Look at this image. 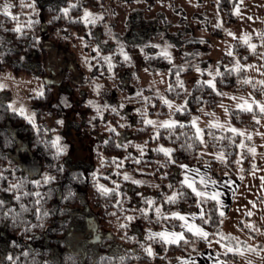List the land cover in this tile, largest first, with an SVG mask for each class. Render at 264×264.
<instances>
[{"label": "trees", "instance_id": "1", "mask_svg": "<svg viewBox=\"0 0 264 264\" xmlns=\"http://www.w3.org/2000/svg\"><path fill=\"white\" fill-rule=\"evenodd\" d=\"M28 0H25L27 2ZM111 0H35L36 7L39 8L38 13L31 12V5L28 4L24 11H21L18 17L8 15L7 13L0 12V19L4 20L3 28H0V35L4 37V41L0 44V51L4 52V59L0 61V69L10 68L16 73L19 72H31L34 67L32 63H40L42 73L46 72V65L49 60V49L45 42L48 41L54 44H71L76 40L81 39L84 47L89 50L90 54H93L95 58L100 60L99 74L104 75L109 71V61L105 60L108 57L111 62V71H114L118 76L122 74L124 80L128 77L133 79V73L129 76L128 71L134 72L135 63H128L130 57L128 52L127 57L122 54L117 44L110 39H105V31L100 24L93 22H86L83 19V13L85 8L92 10L100 9L103 4L110 2ZM243 0H218L217 9L219 13V25L211 26L204 22L205 20L200 19L195 22L188 21L185 17L176 16V13L181 10L180 6H175L173 3L168 4L167 10H165L164 17L159 12L152 17L154 23L150 29L141 31L133 26L128 28L127 33H120V37L133 45L129 48V51L138 48L140 53V70H146L150 73H165V81H167L166 87L172 86L177 76L183 81L185 89L187 88L186 78L191 75L195 70L201 72V76L194 81L192 86V92L186 99L177 100V103H183L187 107V111L184 108H180L176 111L175 119L177 124L175 125L177 131H179L180 121L187 123L191 119L188 113L194 115H201L198 109L201 105L205 108L214 109L220 101L224 100L222 93L228 91L246 93L250 91L255 97L260 98L261 93L258 89L252 87V82L237 86V77L243 76L246 73L244 63L250 60H254L260 63L264 70V60L261 56H264L262 49V42L260 41L259 35H253L247 39H240L235 37L233 41V51L231 54H222L220 58L212 66V62L208 52L198 56V54L190 51L193 48L202 47L204 44L212 45V37L225 38L228 35L229 27L236 22L235 8L242 3ZM19 5V0H17ZM64 9H68L67 12ZM106 11V10H104ZM107 14V12H106ZM185 16L187 13L185 12ZM38 17V23H35ZM186 19V20H185ZM24 21L23 24L18 21ZM137 21V20H136ZM32 22L33 27L28 28L27 25ZM134 22H130L132 24ZM20 25L19 31H17V25ZM57 29L59 34L57 35ZM201 29H205L204 33L200 32ZM27 33V35H17V33ZM146 32V36H145ZM161 33L163 36L161 37ZM139 39L135 45L133 41ZM167 41L171 47H164V42ZM181 51V60L176 61L174 56L170 54V50ZM21 56L24 57L21 60ZM183 59H192L195 63L185 66L182 63ZM241 65L243 67H234V65ZM198 65V66H197ZM231 73V74H229ZM121 77V78H122ZM213 81V84H209L208 81ZM66 81V80H65ZM64 81V82H65ZM204 85V91L200 92L197 86V82ZM139 84L145 95H148L153 91L150 87H145L149 83H144L140 78L137 82L130 84L131 89L124 88L126 91L123 93L128 97H133L140 90L136 84ZM123 84V83H122ZM124 85V84H123ZM54 84L47 82L45 84L43 94H40L33 98L36 110V119L38 121V127L32 126L25 117L18 112L12 110L10 104L4 99V92L0 88V103L4 104V107H0V165H8L9 161L16 167L7 166L2 170L5 174L3 178H0V185L3 188H8L9 180L13 182L21 181L24 189L30 193L23 198V202L27 205L35 203L36 197L31 195L35 191L42 193L39 198L40 201H47L46 206L50 209L53 206H57L61 203L58 196L53 195L51 198L45 196L44 193L52 186L63 189L65 186L70 185L77 192H81L79 189H84L86 194L83 199L72 205L74 211H80L85 207H92L97 211V223L113 233H106V236H111L118 242L115 243L121 250L115 253H100L94 256L96 264H135L145 263V261L151 260L153 264L166 262L164 257L167 256L171 262L178 258L201 252L206 249L209 244V240L202 239L201 237L197 241L196 247L191 248L185 244L184 241L189 237L195 236L196 234L189 229H184L179 217H173L170 215L171 212H190L197 214V221L199 224L207 228L210 232L209 239L217 238L222 242L238 248H251L250 251L258 250L260 242L257 240V234L252 232L247 226L241 223V227L247 231L251 240H257L255 243L238 239L233 240L232 234L225 231L223 227V218L221 204L217 200L211 197H206L201 200L200 196H197L193 192L192 188L188 185L182 184L181 189L187 193L185 199H179L177 197L176 202H169L164 199L163 196L167 193L171 195V189L169 184H175L177 181H183L185 173L188 167L206 168L203 164L196 162L195 160H189L187 154L183 151L172 152L169 155L177 160V163L171 164L169 169H165L163 166L159 167L158 171H152L149 165L156 158H162L164 153L155 151L156 138L159 137L160 146L169 147L168 139L163 135V130H159L155 133L150 134L151 125H145V129L139 132L133 131L132 129L125 126L124 131H117V139L114 143L111 142L108 129L104 126L112 123L115 124L116 114L110 113V111L103 107L104 104L112 106H119L118 111L121 116L127 115L128 120L131 124L137 123L138 115L134 111L139 107L138 103L132 102L122 103L120 98H111L106 103H100L99 107H92L82 103V113L86 114L84 117L79 114L77 126L80 128L83 134H98V141L96 145V152L91 161L85 162L87 166H93L89 171L83 172L82 182L81 180L72 179L68 172L65 171L61 174H56L55 168L50 169L53 175H56V179L49 181L48 183H41L39 188L32 183L33 180H41L44 175L45 166L48 164L55 163V159L51 155H46L41 158L39 151L32 149V141L36 135L40 134L41 125L45 129H51V131L44 132V138L51 144V150L53 153L59 154L62 150L58 151L57 146L53 145L52 141L55 140L53 131L61 130L57 123V119H60L64 115L65 107L56 98H54ZM156 88L161 89L158 86ZM264 87V85H261ZM164 88V89H165ZM177 91H180V86L176 85ZM184 93L180 92V97L183 98ZM176 97V93L167 91L165 92V98L172 100ZM209 101V103H206ZM157 109L161 112H167L168 106L163 103L159 97H153V103L148 106L149 118H155L158 113ZM260 109L254 105L250 110H244L240 108L229 109L231 120L241 126H246L252 129L257 128L260 122L257 119L252 118V113H259ZM239 113L240 119L237 120L236 115ZM50 118L51 126L47 127L45 121ZM163 119V117L161 116ZM91 120V124H89ZM74 122V120H72ZM194 128V124L192 125ZM206 137L207 129H203ZM219 132V129H216ZM232 134V131L227 132ZM147 139L149 146L147 151L144 153L145 160H139L140 152L131 144V141H140ZM240 134H234V141L232 145L231 155H225L226 160L222 165L219 160L213 159L210 162L211 167L207 168L210 175L220 180L225 175L237 176L238 178L244 177L249 172L262 167L264 164V156H256L250 149L244 150V158L241 165L237 163V153L240 143ZM8 142L11 146H6ZM226 143V141H221ZM22 143L27 144V148H21ZM61 140L57 141V144L61 147ZM111 145V146H110ZM127 145V147H125ZM39 147H43L42 145ZM175 148V145H171ZM202 147V144L200 145ZM211 150V145L208 146ZM29 149H32L29 151ZM70 153V151H69ZM130 154L136 157L135 160H129L126 156ZM98 157L106 161L105 164L100 165ZM38 162L37 169L30 168L31 160ZM183 161V164L180 163ZM122 165V167H121ZM61 165H57L60 167ZM143 167L142 171H132V175L135 180L142 179H155L157 183H160L159 189H153L148 185L136 183L135 180H124L121 173L125 170H134L136 168ZM103 170L101 176L100 170ZM165 171L169 172V175L162 182L161 173ZM96 173L97 179L100 183L106 185L109 189L116 187L117 192H110L112 202L105 207L104 199L100 196V190L92 187L91 176ZM112 181H116L113 185ZM122 181V182H121ZM199 189H204L203 184H197ZM179 191V190H177ZM127 193L129 199L125 204L126 209L140 208L147 209L141 216H136L134 219H127V232L129 237H135L132 242L119 241L118 234L124 235L123 229L117 230L116 225L113 221L120 215L119 200L123 198V194ZM95 193V195L93 194ZM15 192L0 190V200H5V207L14 206L19 211L20 204L14 199ZM147 197H151L153 203L158 204L163 215L157 216L156 209L153 204L147 202ZM207 208L211 209L210 219L204 220ZM199 207L202 208V213L198 214ZM37 212L36 207H32L31 211L25 213L30 219L35 220V213ZM134 215L130 213V216ZM147 216L148 219H144ZM59 218V212L57 217ZM123 219V218H122ZM69 224V221H68ZM68 225L66 227L65 235L68 238H72L69 235ZM163 228H169L177 231L183 230L184 237L176 242H167L157 236L148 234V230H161ZM0 245L7 247V256L21 253L25 251L29 246L36 249L35 253L38 264L42 262L46 257L44 256L45 237L41 234L34 239L26 240L23 234H18V231H11L9 228L0 225ZM50 237L55 241L56 234L50 233ZM101 236L100 233H95L91 237ZM28 236H32V233H28ZM13 241L16 243L13 244ZM138 241H144L148 247H151L153 254L149 255L146 251L139 248ZM111 241L108 242V244ZM183 245V247H182ZM67 244H58V248L61 252L67 251ZM167 249V251H166ZM187 249V250H185ZM199 249V251H197ZM69 256H73L75 252L67 251ZM221 257L226 262L238 261L237 254L225 253L221 254ZM22 260L23 256L20 257ZM68 264H72L71 260Z\"/></svg>", "mask_w": 264, "mask_h": 264}, {"label": "clouds", "instance_id": "2", "mask_svg": "<svg viewBox=\"0 0 264 264\" xmlns=\"http://www.w3.org/2000/svg\"><path fill=\"white\" fill-rule=\"evenodd\" d=\"M24 0H21V3H23ZM12 4V0H0V11L6 12V6L7 11L9 10V6ZM31 12L32 13H38L39 8L36 7L35 0H33L31 5ZM259 19L264 20V16L259 17ZM18 23L23 24L24 21H18ZM35 23H38V17ZM4 26V20L0 19V28H3ZM28 28L33 27V23L30 22L27 25ZM104 31L106 33L105 39H112L113 33L110 28H108L107 24L104 26ZM225 31H228V29H225ZM59 34V30L57 29V35ZM17 35H27V33H17ZM122 35V33H121ZM161 37L163 36V33L160 34ZM4 41V37L0 35V44H2ZM260 41L264 42V28L260 30ZM83 43V41H81ZM118 47H123V42L119 39L116 41ZM225 43H228L225 41ZM164 47H171V45L168 44L167 41L164 42ZM4 59V52L0 51V61ZM21 60L24 59L23 56L20 58ZM261 59L264 60V56H261ZM128 63H131V61H128ZM198 66V65H197ZM71 67V66H69ZM236 67V65H234ZM239 67H243L239 65ZM111 71V69H109ZM231 74V73H229ZM0 75L7 76L8 79H11L13 83H16L17 81L15 78L11 76L10 73L3 74L0 73ZM162 75H165V73H162ZM134 77V83L139 80V77L133 73ZM38 79V78H33ZM110 81H112V86L115 87L119 83V77L115 74L110 75L108 77ZM99 77L97 76H89L87 83L91 87V85H95V88L93 91L99 90L102 87V83L98 82ZM261 81H264V78H262L259 83H253L252 87L256 88L261 93V103H264V87H261V85H264L261 83ZM162 81L153 78L150 82V84L146 85L145 87H150L153 89L151 93L148 95H145L141 86L137 83L136 86L138 89H140L137 94L133 97H128L127 95H124L123 93L126 91L123 88H120L119 91L122 93L120 100L122 103H128L130 100L132 102L138 103L139 107L135 109L134 111L138 115L137 123L135 125L131 124L128 120L127 115L121 116L118 111V105L112 106L109 104H104L103 107L108 109L110 113L116 114V121L115 124L109 123L105 125L104 127L109 131V135L111 138V142L114 143L117 139V131H124L125 126L127 128L132 129L133 131L139 132L142 129H145V125H151V133H155L159 130H163V135L168 139L169 141V147L172 152H179L183 151L187 154V157L189 160H195L196 162L203 164L206 169L210 168V162L213 159L219 160L220 163L223 165L225 162V155H231L232 153V145L235 143L234 141V134L235 132L232 131V134H227L229 129H233L234 126L232 125L231 120L228 118L227 112L225 113L223 119H221V116L212 111L210 108H205L203 105H201L198 109L199 113L206 114L207 117L210 119L208 120H202V117L200 115H194L192 113H188V115L191 117L187 123L184 121H180V127L179 131H177L175 125L177 124V121L175 119L176 111L180 108H184L185 111H187V107L181 102L177 103V100L186 99L192 92V88L185 89L183 85V81H181L180 77L177 76L176 80L173 82L172 86L166 87L165 89L161 90L159 88H156L155 86ZM249 82V75L245 73L243 76L237 77V86H241L243 84H246ZM165 85H167V81H163ZM176 85L180 86V91H177ZM82 86V85H81ZM197 86L199 88L200 92L204 91V85L200 84L199 81L197 82ZM9 84L6 83L3 80H0V88H8ZM39 87V85H37ZM171 91L176 93V97L172 100L165 99V92ZM180 92L184 93L183 98L180 97ZM224 96H230L232 93L230 92H224L222 93ZM153 97H159L163 103H166L168 106L167 112H161L160 109H157L158 115L155 118L150 119L149 118V112H148V106L153 103ZM24 97H21L18 92L14 96L13 99V107H15L17 104H20L21 106L24 105ZM61 103L64 104L65 107H71V102L68 100L66 94H61L60 97ZM244 100V95L242 93L236 94V102L233 104H225L224 101H220L219 106L221 108L225 109H232L236 108L238 104H240V101ZM167 101H170L168 103ZM206 103H209V101H206ZM87 104L97 107V101L96 100H88ZM0 107H4L3 103H0ZM161 116L163 119H161ZM237 120L240 119L239 113L236 115ZM252 118L256 119L259 118L261 120H264V112L261 110L259 113L253 112ZM201 121V126L194 128L193 121ZM165 121H176L175 124H165ZM58 125L60 127H64L65 121L63 117H61L57 121ZM73 123H78V121H74ZM91 120H89V124H91ZM203 129H207L206 137L205 139H202L205 135ZM216 129H219V132L216 131ZM146 130V129H145ZM199 130V131H198ZM45 131H51V129H45L43 125H41L40 134L36 135L35 139L32 141V149H35L40 152L41 158L43 159L46 155H51L55 159V163L48 164L45 166L44 174H48L56 179V175H53L50 169L55 168L56 174L64 173L65 171L68 172V175L72 179L81 180L83 178V172L81 171L80 164L82 163L79 160H74L73 156L69 153L70 144L67 141H63V138H61V149L62 151L57 154L53 153L51 150V144L48 140L44 138V132ZM226 141V143L221 142ZM132 146H134L139 152V160L144 161L145 164H148V161L145 160L144 153L147 151V148L149 146L148 140L143 139L140 141H131ZM175 145V148L171 147V145ZM203 144L204 147H200V145ZM43 146L42 148L39 146ZM211 145L212 151L209 155L205 156V153L208 152V146ZM6 146L10 147L11 145L6 142ZM111 146V145H110ZM21 148H27L26 143H22L20 145ZM127 147V145H125ZM32 149H29L31 151ZM155 151L159 153L160 150V142L159 137L156 138V144H155ZM164 153V152H163ZM219 154V155H217ZM261 156H264V153H261ZM129 160H135L136 157L131 156L128 154L126 156ZM100 165H103L106 163V161L100 157H98ZM177 163V160L172 158L169 154L164 153L162 158H156L152 161V163L149 165L152 171H158L159 167L163 166L165 169H169V166L171 164ZM181 164H183V161H180ZM61 165L60 167H57V165ZM11 166L16 167V165H13L11 161H9L8 165H0V178H3L5 176L3 172V168ZM122 167V165H121ZM143 167L136 168L134 170H125L121 173L124 180H135V178L132 175V171H142ZM192 171H196L195 166L193 165ZM101 176L103 175V170H100L99 173ZM169 175L168 171H165L164 173H161V180L162 182L166 179V177ZM127 177V178H125ZM209 181H212V178L208 177ZM92 180V187L94 189H97V184L100 183L97 179L96 173H93L91 176ZM137 181V180H135ZM141 183L139 184H145L150 186L153 189H159L160 183H157L155 179H142L139 180ZM215 181V180H214ZM17 182V181H16ZM13 182V180H9L8 188H3V185H0V190L4 191H10L15 192L14 199H16L19 204L20 208L19 211L15 209L14 206L12 207H5L6 201L0 200V225L9 228L11 231H18V234H23L25 236L26 240L34 239L37 236H40L41 234L43 237H45V247H44V256L46 257L40 264H68V261L71 260L72 264H96L94 260V256L96 255L95 249L100 246H108V242L111 241V243H117L118 241L111 236H95L93 237V241L95 243L88 244L83 238L76 237L74 234L69 233V235H73V245L74 247L79 246L82 251L75 253L73 256H69L67 251L61 252L58 248V244H67L68 242V236L65 235L66 227L68 225V221L71 220L72 216L74 215V210L72 208V205L79 200L83 199V197L86 195L84 192H77L73 187L70 185L65 186L63 189L52 186L50 187L45 193V196H48L51 198L53 195L58 196L61 203L57 206H53L51 209L46 206L47 201H41L39 204L37 203H30L25 204L23 202V198L27 195H24L27 191L24 189V186L19 190L20 198L17 199V190L12 188L11 186L16 183ZM122 182V181H121ZM113 185L116 184V181H112ZM183 184V181H177L175 184H169L168 187L171 189V195L169 196L167 193L164 194L163 198L169 200V202H176L177 197L179 199H185L187 197V193H185L181 189V185ZM179 190V191H177ZM118 189L116 187L112 188L111 192H117ZM28 193V192H27ZM173 193H177L178 195L174 199H169V197L172 196ZM95 195V193H93ZM235 195V194H234ZM100 196L104 199L105 207L107 208V205L112 202L110 192L102 193L100 192ZM129 199L127 193L125 192L123 194V198L119 200L120 204V215L116 217V220L113 221V223L116 225L117 230L123 229L125 234L119 235L118 234V240L119 241H129L132 242L135 240V237H129L127 232V224L126 220L127 217L131 215L132 217L141 216L145 209L135 208L132 209H126L125 204L127 200ZM147 202L149 199L152 200L151 197H147ZM201 200H204L203 197H201ZM153 202V201H152ZM153 207L155 209L159 208L158 204L152 203ZM206 204V214L204 216V220L210 219V213L211 209L207 208V202ZM32 207L37 208V212L35 215V220L30 219L28 216L25 215V213L31 211ZM57 212H59V218L54 219L57 217ZM157 216L163 215L162 211L159 213L156 211ZM123 218V219H122ZM144 219H148L147 216H144ZM243 231V229L241 230ZM28 233H32V236H28ZM50 233H55V241L50 237ZM149 233L151 234V229H149ZM0 235H4V233H0ZM247 235V233H245ZM201 236L195 235L192 237H189L184 241L185 244L189 245L191 248H195L197 241L199 240ZM233 240H237V237H232ZM16 242L13 241V244ZM210 243V241H209ZM139 248L145 251V248L148 247L144 241H138ZM183 247V245H182ZM187 250V249H185ZM246 250L250 251L251 248H246ZM167 251V249H166ZM199 251V249H197ZM37 252L36 249H33L31 246H29L25 251L17 254H13L12 256H7V247L0 245V264H38L35 253ZM262 252H264V248H261L260 250H255L254 255L255 256H261ZM23 256L24 259L22 260L20 257ZM245 259L249 260V264H253V260L249 257H245ZM164 260L167 262V264H172L171 260L165 256ZM145 264H153L151 260L145 261ZM227 264H232V261H228ZM255 264H264V257H262L259 261H256Z\"/></svg>", "mask_w": 264, "mask_h": 264}, {"label": "rangeland", "instance_id": "3", "mask_svg": "<svg viewBox=\"0 0 264 264\" xmlns=\"http://www.w3.org/2000/svg\"><path fill=\"white\" fill-rule=\"evenodd\" d=\"M217 1L218 0H111L110 2L103 4L100 9L92 10L90 8H85L93 15L85 18L83 13L82 17L86 22H93L95 25L100 24L103 29L105 24H107L108 28H110L113 33V37L110 40H112L115 45L117 44V39L121 40L123 42V47L119 48L128 52L130 61L133 63L139 61L138 63H135L136 66L134 72L131 70L128 71L129 76H131L132 73H135V75L146 84H150L151 80L155 77L162 81L156 86L163 90L165 88L163 81H165L166 76L162 75V73L153 74L146 70H140L141 66H137V64L140 63V53L137 51L139 49L134 48V50L129 51V48L133 45H130L129 42H125V40L120 37V33H127L130 26H133L141 31L150 29L154 24L151 20L152 17L156 15V12H159L162 17H164L168 4L172 3L175 6H180L181 8V10L176 13V16H181V18L185 17L191 23L195 22L196 19L197 21L202 19L205 20L204 22L207 24L216 26L220 23L216 3ZM30 2H33V0H28L27 2L24 0L23 3L19 0V5H17V0H12V4L9 6L8 12H11L12 16L18 17L16 15L25 10V7L23 6H27ZM185 12L187 13V16H185ZM131 21L134 23L130 24ZM205 31V29L200 30L202 33ZM81 41L82 40L79 39L71 44L65 45L54 44L49 41L47 43L45 42L49 49V60L46 65V72L42 73L40 63H32L34 69L31 72L16 73L10 68L0 69V73H10L17 81L16 83H13L11 79H8L7 76L4 75H0V80L9 84L8 88L1 89L4 92V99L10 104L12 110L14 108L18 109L21 107L20 104L13 107V99L17 92L21 97L25 98L23 105L25 115L23 116L29 123L32 124V126L36 128L38 127V121L36 119V110L33 98L40 95L38 94L40 91L43 92L45 84L47 82L54 84V98H56V100L60 103L61 94L67 95L68 100L71 102V107H67L64 110V115L62 117L65 121V125L61 130L58 129L53 131V135L54 138L59 137V140L63 138V141H67L70 144L69 151L73 156V159L81 161L82 163L80 164V168H84L85 171H89V169L93 168V166H86L85 162L90 160L92 165V158L93 155H95L99 137L98 134L81 133L80 128H78L77 124L73 123L72 120H78L79 114L86 117V114L81 111L83 106L80 105L84 103L85 105L91 106L87 104L88 100H96L97 106H99L100 103H106L110 101L111 98L115 99L118 97L119 99L122 95L119 89L122 87L126 89L128 88V90L131 89L130 84H132L134 77L133 79L131 78L130 81V77L124 80L122 74L118 76L114 71H110L104 75L99 74V71H102L101 69L98 71V68L100 67V60L95 58L93 54H90L89 50L84 47V44ZM138 41L140 40L137 39L133 41V44L135 45ZM190 51L198 54V56L208 52L213 67L214 63L220 58V53L216 47H214L213 42L212 45L210 43L204 44L202 47L193 48ZM170 54L174 56L176 61L181 60V51L179 52L177 49L170 50ZM182 63L187 66L195 62L192 59L182 58ZM113 74L119 77V83L115 87L112 86V81L108 79V77ZM89 76L99 77L98 82L102 83L101 89L93 91L95 85L93 84L90 87L87 83ZM200 76L201 72L199 70H195L191 75L187 76V88H190L194 81ZM34 77L38 79H33ZM37 85H39V87H37ZM16 112L21 114L19 111ZM29 114L34 117V122L28 118ZM45 124L47 127L51 126L50 118H47ZM200 126L201 125L198 127ZM201 138L204 139V136ZM30 164L31 166L30 168L28 167V170L32 167L37 169L38 162H35V159L34 161L31 160ZM79 190L84 192L83 188ZM68 226L69 233L74 234L76 237L83 238L88 244L93 243L91 241V237L95 233H100L102 236H106V233H113L111 230L97 223V211L92 207H85L80 211H74V215L71 220H69ZM72 236L73 235H71V237ZM73 239L74 237L68 238L66 247L67 251L75 253L81 252L82 249L79 246L74 247ZM120 250L121 249L116 246L115 243L110 242L108 246L97 247L95 252L96 255H98L103 252L115 253Z\"/></svg>", "mask_w": 264, "mask_h": 264}, {"label": "crops", "instance_id": "4", "mask_svg": "<svg viewBox=\"0 0 264 264\" xmlns=\"http://www.w3.org/2000/svg\"><path fill=\"white\" fill-rule=\"evenodd\" d=\"M234 11L236 15V22L229 27L228 35L225 38L212 37L214 47H216V49L219 51L220 56L222 54L232 53L233 41L235 37L247 39L253 35L260 36V30L264 28V20L259 19V17L264 16V0H243ZM225 41L228 43H225ZM262 49L264 51V42H262ZM244 68L246 73L249 75V82L259 83V81L264 78V70L258 62L254 60L247 61L244 63ZM228 92L232 93V95L224 96L223 101L225 104L235 103L236 94L240 92ZM242 94L244 95V100L240 101V103L243 104L244 101H247L251 107L236 108L250 110L254 105L259 108V104H253L252 101L255 100L261 102L260 98L255 97L250 91ZM211 110L218 113L221 116V119H223L225 113L227 112L228 118L231 120L229 109L221 108L218 104L214 109ZM200 116L202 117V120L210 119L206 114H201ZM256 119L260 122V125L255 129L238 125L231 120L234 128L239 130L235 133L240 134L241 137L237 153V163L239 165H241V162L243 161L245 149H250L256 156H261V153H264V120L259 118ZM193 124L195 127H198L201 125V121H195ZM229 131H232V129H229ZM202 147H204L203 144ZM211 151L212 150L208 147V152L205 153V156L209 155ZM195 168L196 171H192V167H188L186 174L198 189L199 187L197 184H200L201 177H204L205 183L203 185L205 187L204 189L199 190L206 189L208 192H217L219 194L217 201L220 202L222 213L224 215L223 227L225 231L232 234L234 237H237L238 239L250 241L252 244L258 240L261 244L258 250L264 248V180L261 179L264 177V164L262 167L249 172L242 178L225 175L220 180L214 179L206 168ZM209 176L212 178V180H215V184L209 182ZM201 213L202 208L199 207L198 214ZM181 215L185 217L184 220H181L184 229H189L185 226L187 223H195L208 233L207 236H201V238L209 240L210 243L208 244V247L203 249L201 252L182 256L173 261L172 264H224L226 261L222 259L221 254L229 252L237 254L238 256V261L231 260L232 264H249V260L245 259V257L251 258L253 260V264H255L256 261H259L262 257H264V252H262L261 256H255V251H248L241 248L243 249L242 251L236 252L226 248L225 245L228 244L222 242L221 240L217 238L209 239L210 232L207 228L198 223L197 214L193 215V213L190 212H183ZM241 223L247 226L252 232L257 234V240L254 241L250 239L247 231L241 227ZM242 229L243 231H241ZM165 230L169 233L179 232L182 234V236L178 239H165L162 237L164 241L176 242L184 237L183 230L177 231L169 228L151 230V234L148 230V234L161 237L153 234ZM245 233H247V235H245ZM231 248L238 247L231 246ZM155 264H167V262Z\"/></svg>", "mask_w": 264, "mask_h": 264}, {"label": "snow or ice", "instance_id": "5", "mask_svg": "<svg viewBox=\"0 0 264 264\" xmlns=\"http://www.w3.org/2000/svg\"><path fill=\"white\" fill-rule=\"evenodd\" d=\"M5 11L8 13V15H12L11 12H8L7 11V6H6V9ZM65 12L68 11V9H64ZM93 14L89 12L88 9H85L84 10V16L85 18L87 17H90L92 16ZM19 28H20V25L18 24L17 25V31H19ZM119 50L122 52L123 55H125V57H127V53L123 52V49L122 48H119ZM105 60L109 61V69H111V62L109 60L108 57H105ZM236 67H239V64L236 65ZM209 84H213V81L209 80L208 81ZM262 84H264V81H261ZM38 94H43L42 91H40ZM168 103H170V101H167ZM253 104H259V108L262 112H264V103H261V102H258V101H255L253 100L252 101ZM99 107V106H97ZM237 107H251V105L247 102V101H244L243 104H238ZM14 111H19L21 113V115H25V111H24V108L23 106H21L20 108H14L13 109ZM28 118L30 120H33L34 122V117L32 115L29 114ZM165 124H175L176 121H165L164 122ZM193 123H195V120L193 121ZM199 131V130H198ZM233 132H237L239 131L238 129H235L233 128L232 129ZM60 138L59 137H56L55 140L52 141L53 145H56L57 146V150L60 151L62 150L61 147L57 144V141L59 140ZM243 146V145H242ZM160 150L164 153H167V154H170L171 153V149L170 148H167V147H164V146H160ZM254 151V149H253ZM219 155V154H217ZM127 178V177H125ZM55 178L48 175V174H44L42 177H41V180H33L32 183L34 185L37 186V188H39L40 184L41 183H48L49 181L51 180H54ZM262 180H264V177L261 178ZM136 183H141V181L137 180L135 181ZM210 183L212 184H215L216 182L214 180L212 181H209ZM183 183L188 185L189 188H192L193 192L196 193L197 196H200V197H203V198H206L208 196H211L214 200H218L219 198V194L217 192H208L206 189L205 190H199L192 182V180L190 178H188L187 174L185 173V179L183 180ZM200 183L201 184H204L205 183V179L204 177H201L200 179ZM12 188L16 189L17 190V199L20 198V195H19V190L23 187V184L21 181H17L16 183H14L12 186ZM97 188L102 192V193H106V192H111L112 189H109L106 185L102 184V183H98L97 184ZM30 193H24V195H29ZM31 195L35 196L37 199L35 201V203L39 204L41 201H40V197L42 195V193L40 191H35L33 193H31ZM178 194L177 193H173L171 197H169V199H174L176 198ZM148 203L149 204H152V200L149 199L148 200ZM144 211H147V209H145ZM156 211L159 213L161 211L160 208H157ZM171 216L173 217H179L180 220H184L185 217L183 215H181V213L179 212H171L170 213ZM193 215H195V213H193ZM127 219H134V217L132 216H128ZM186 227H188L191 231L195 232L196 234L200 235V236H207L208 233L200 226L196 225L195 223H187L185 225ZM153 235H158V236H161V237H164L165 239H169V238H172V239H178L182 236L181 233L179 232H172V233H169L167 232L166 230L165 231H161L159 233H154ZM226 248H229L230 250L232 251H236V252H239V251H242L243 249L241 248H231L230 245H225ZM145 251L149 254V255H152L153 254V250L151 249V247H146L145 248ZM224 264H226V262H224Z\"/></svg>", "mask_w": 264, "mask_h": 264}]
</instances>
